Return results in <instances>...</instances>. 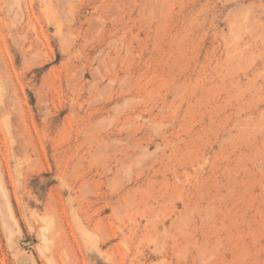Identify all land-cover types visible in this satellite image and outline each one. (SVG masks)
Instances as JSON below:
<instances>
[{"label":"rangeland","instance_id":"1","mask_svg":"<svg viewBox=\"0 0 264 264\" xmlns=\"http://www.w3.org/2000/svg\"><path fill=\"white\" fill-rule=\"evenodd\" d=\"M236 5L0 0V264H264V36Z\"/></svg>","mask_w":264,"mask_h":264},{"label":"bare ground","instance_id":"2","mask_svg":"<svg viewBox=\"0 0 264 264\" xmlns=\"http://www.w3.org/2000/svg\"><path fill=\"white\" fill-rule=\"evenodd\" d=\"M236 6L239 8L241 17L248 18V22L254 28L257 38H262L264 33L259 30V17L261 14H264V0H261L259 3L252 2L245 5V0H234ZM248 1V0H247ZM240 17V16H239ZM264 55V51L261 52Z\"/></svg>","mask_w":264,"mask_h":264}]
</instances>
